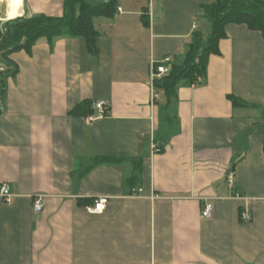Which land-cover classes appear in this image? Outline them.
I'll list each match as a JSON object with an SVG mask.
<instances>
[{"label": "crops", "instance_id": "obj_1", "mask_svg": "<svg viewBox=\"0 0 264 264\" xmlns=\"http://www.w3.org/2000/svg\"><path fill=\"white\" fill-rule=\"evenodd\" d=\"M210 1L118 0L114 16L93 19L96 53L61 35L10 55L0 183L14 196L0 198V264H264L262 34L228 24L205 76L178 86L168 120L162 97L149 102L151 63H181L192 33L209 31ZM6 9L0 0L1 22ZM36 14L62 16L63 0H23L17 17ZM97 100L102 118L71 112ZM100 196L105 209L89 213Z\"/></svg>", "mask_w": 264, "mask_h": 264}, {"label": "trees", "instance_id": "obj_2", "mask_svg": "<svg viewBox=\"0 0 264 264\" xmlns=\"http://www.w3.org/2000/svg\"><path fill=\"white\" fill-rule=\"evenodd\" d=\"M118 0H63V14L60 17L36 14L19 16L6 20L0 26V94L3 78L14 68L10 55L19 50L29 51L40 38L51 43L55 37L68 35L82 37L91 53L97 52L95 40L97 31L93 25L95 17H112L117 11ZM202 11L210 27L206 35L194 31L181 63H170L169 72L155 79L154 86L161 92L159 107L164 120L170 118V110L176 103L177 88L181 83L194 84L206 74L208 56L218 54V43L226 37V26L230 23L244 24L259 31L264 38V0H211L203 5ZM233 105H243L235 96H228ZM91 102L83 101L72 113H88ZM119 157H98V162H116Z\"/></svg>", "mask_w": 264, "mask_h": 264}, {"label": "built area", "instance_id": "obj_3", "mask_svg": "<svg viewBox=\"0 0 264 264\" xmlns=\"http://www.w3.org/2000/svg\"><path fill=\"white\" fill-rule=\"evenodd\" d=\"M120 10V9H119ZM170 62L171 59L166 57L162 61L159 62H152L150 66V73H149V84H150V105L156 106L157 103L160 101L162 95L159 90H157L154 86L155 79L161 78L162 76L166 75L170 70ZM4 67L0 66V71H3ZM94 113H91L86 116L87 121H93L95 119L102 118L106 116L107 113V105L102 100L94 101L91 105ZM4 105L0 102V112L3 111ZM152 118V117H151ZM151 149L153 152L160 151V148L155 144L151 143ZM232 176H228L229 185H231ZM141 190L139 189V192ZM138 192V194H140ZM132 195H137L136 191L133 189ZM13 194L10 192L9 186L7 183H0V198L5 203H10L13 198ZM234 196L238 199H241L242 196L239 193L234 194ZM32 208L34 213H39L43 208V198L44 195L42 194H35L32 195ZM108 198L104 196L96 197L92 200L91 204L86 207L89 213H100L102 212L107 204ZM201 216L205 219H209L213 215V204L211 202H205L201 208ZM242 221H249L251 219L250 213L244 211L241 213Z\"/></svg>", "mask_w": 264, "mask_h": 264}, {"label": "bare ground", "instance_id": "obj_4", "mask_svg": "<svg viewBox=\"0 0 264 264\" xmlns=\"http://www.w3.org/2000/svg\"><path fill=\"white\" fill-rule=\"evenodd\" d=\"M22 1L23 0H6V16L9 20L19 15Z\"/></svg>", "mask_w": 264, "mask_h": 264}, {"label": "rangeland", "instance_id": "obj_5", "mask_svg": "<svg viewBox=\"0 0 264 264\" xmlns=\"http://www.w3.org/2000/svg\"><path fill=\"white\" fill-rule=\"evenodd\" d=\"M89 1H90V0H89ZM3 22H4V21H2V22L0 21V26H2V23H3ZM206 34H207V33H204V35H206Z\"/></svg>", "mask_w": 264, "mask_h": 264}]
</instances>
